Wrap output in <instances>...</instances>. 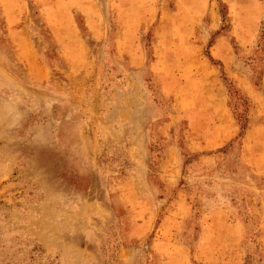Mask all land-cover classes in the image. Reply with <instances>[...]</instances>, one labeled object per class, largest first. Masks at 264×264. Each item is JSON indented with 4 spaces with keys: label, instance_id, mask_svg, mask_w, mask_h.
Instances as JSON below:
<instances>
[{
    "label": "rangeland",
    "instance_id": "374dc122",
    "mask_svg": "<svg viewBox=\"0 0 264 264\" xmlns=\"http://www.w3.org/2000/svg\"><path fill=\"white\" fill-rule=\"evenodd\" d=\"M0 264H264V0H0Z\"/></svg>",
    "mask_w": 264,
    "mask_h": 264
},
{
    "label": "crops",
    "instance_id": "0c3cea01",
    "mask_svg": "<svg viewBox=\"0 0 264 264\" xmlns=\"http://www.w3.org/2000/svg\"><path fill=\"white\" fill-rule=\"evenodd\" d=\"M180 30V29H179ZM184 32H181L180 34H183Z\"/></svg>",
    "mask_w": 264,
    "mask_h": 264
}]
</instances>
